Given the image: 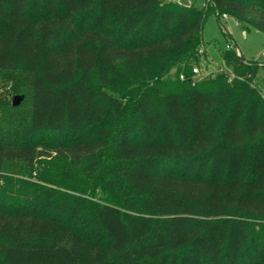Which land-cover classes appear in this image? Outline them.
<instances>
[{"label": "trees", "instance_id": "trees-1", "mask_svg": "<svg viewBox=\"0 0 264 264\" xmlns=\"http://www.w3.org/2000/svg\"><path fill=\"white\" fill-rule=\"evenodd\" d=\"M211 15L264 33V0H0V264H264V65L195 76Z\"/></svg>", "mask_w": 264, "mask_h": 264}, {"label": "rangeland", "instance_id": "rangeland-1", "mask_svg": "<svg viewBox=\"0 0 264 264\" xmlns=\"http://www.w3.org/2000/svg\"><path fill=\"white\" fill-rule=\"evenodd\" d=\"M182 4L192 5L200 8L203 0H174ZM204 42L208 49V59L201 62V76L215 75L217 72L226 70L232 72L221 58V52L234 49L248 62H258L264 65V33L256 29L245 31L242 25L233 17L218 18L211 15L204 28ZM172 77L174 73L171 74ZM263 73H259V79ZM264 95V85H260Z\"/></svg>", "mask_w": 264, "mask_h": 264}, {"label": "built area", "instance_id": "built-area-1", "mask_svg": "<svg viewBox=\"0 0 264 264\" xmlns=\"http://www.w3.org/2000/svg\"><path fill=\"white\" fill-rule=\"evenodd\" d=\"M208 1H209V0H208ZM223 18H227V16L224 15ZM200 53H203V50H201ZM237 53H238V55H240L238 51H237ZM193 72H194V75H195V76H199V77L201 76V70H200L199 68H195V69L193 70ZM181 79L184 80V76H181Z\"/></svg>", "mask_w": 264, "mask_h": 264}, {"label": "water", "instance_id": "water-1", "mask_svg": "<svg viewBox=\"0 0 264 264\" xmlns=\"http://www.w3.org/2000/svg\"><path fill=\"white\" fill-rule=\"evenodd\" d=\"M21 98H19V97H16L14 100H13V105L14 106H19L20 105V103H21Z\"/></svg>", "mask_w": 264, "mask_h": 264}]
</instances>
